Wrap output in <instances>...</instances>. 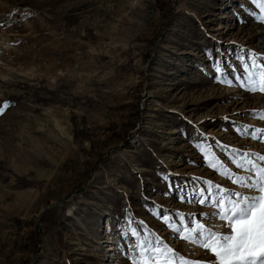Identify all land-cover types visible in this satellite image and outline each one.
Listing matches in <instances>:
<instances>
[{
	"label": "rangeland",
	"instance_id": "1",
	"mask_svg": "<svg viewBox=\"0 0 264 264\" xmlns=\"http://www.w3.org/2000/svg\"><path fill=\"white\" fill-rule=\"evenodd\" d=\"M253 11L254 0H0V264H130L127 218L214 259L150 209L212 210L181 203L169 182L236 187L201 141L226 162L232 148L264 155V139L237 131L264 129V93L229 66L264 63Z\"/></svg>",
	"mask_w": 264,
	"mask_h": 264
},
{
	"label": "snow or ice",
	"instance_id": "2",
	"mask_svg": "<svg viewBox=\"0 0 264 264\" xmlns=\"http://www.w3.org/2000/svg\"><path fill=\"white\" fill-rule=\"evenodd\" d=\"M254 2L258 3L259 11H253V18L264 22V0ZM206 51L211 56V50ZM260 55L250 54L248 62L241 63L243 75L229 66L240 87L264 93V63L258 62ZM237 59L243 60L242 57ZM214 68L216 79L233 83V79H227L228 72L222 62L214 64ZM255 69L260 70L258 81L253 78ZM7 107V103L0 107V113ZM260 119L264 120V114ZM237 131L264 139V129L251 133L247 129ZM196 147L205 164L236 187H225L203 177H193L183 185L169 182V191L174 192L181 203H197L212 210L196 214L154 205L150 211L176 239L198 245L214 259H189L148 228L145 221L127 218L119 231L128 245L130 264H264V164L257 162H264V155L232 148L226 162L211 144L201 141ZM253 155L256 160L252 159ZM164 179L167 181L168 177Z\"/></svg>",
	"mask_w": 264,
	"mask_h": 264
},
{
	"label": "water",
	"instance_id": "3",
	"mask_svg": "<svg viewBox=\"0 0 264 264\" xmlns=\"http://www.w3.org/2000/svg\"><path fill=\"white\" fill-rule=\"evenodd\" d=\"M61 201H59V202H57V203H54V204H52L51 206H53V205H55V204H59Z\"/></svg>",
	"mask_w": 264,
	"mask_h": 264
}]
</instances>
